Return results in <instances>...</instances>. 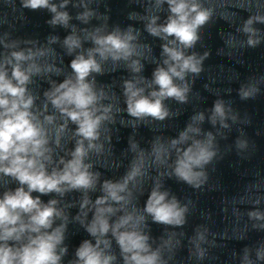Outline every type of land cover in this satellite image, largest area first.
Returning a JSON list of instances; mask_svg holds the SVG:
<instances>
[{"label":"clouds","instance_id":"1","mask_svg":"<svg viewBox=\"0 0 264 264\" xmlns=\"http://www.w3.org/2000/svg\"><path fill=\"white\" fill-rule=\"evenodd\" d=\"M165 2L170 12L167 22L157 26L158 17L154 16L147 25V31L152 36L161 37L163 34L164 39L174 38L162 45V55L166 58L163 66L153 71L151 83L157 88L145 95V88L137 86L140 81H124L127 114L137 119L152 117L164 120L169 116V110L163 103L165 99L186 103L189 86L175 81H185L189 73L198 76L203 71V60L209 55L208 52L203 56L195 53L186 55L185 49L196 45L200 39L198 30L211 19L212 9L203 7L197 0H157V5ZM21 6L32 10L48 8L55 13L50 22L53 25L67 26L70 19L67 12L58 11L57 6L50 4L49 0H21ZM90 15V12H85L78 18L86 22ZM254 22L264 23V16H250L245 21L242 31L248 34L247 45L252 48L261 42L259 30L252 27ZM90 39L94 47L88 49L86 54H77L70 62L74 76L65 78L58 85L52 82V88L44 92L47 101L44 111L50 104L60 117H66L76 125L74 134L79 137L70 153L71 158L60 157L55 166H52L55 162L51 144L60 146L67 122L57 125L55 115L34 111L35 96L27 87L34 76L44 71L36 61L47 50L13 51L10 57L6 56L4 62L0 63V173L14 178L19 184L14 190L5 191L0 198V264H60L62 256L67 252V247H60L65 239V223L53 227L57 219H67L63 210L56 207L58 201L51 199L44 203L39 196L34 197L33 192L63 196L69 191L83 190L85 196L80 205L81 210L91 203L86 193L94 190L99 173L91 172L92 165L85 163V160L90 151H102L103 145H98L96 141L100 137L101 125L111 119L112 106L102 102L106 99L104 90L97 89L95 79L89 80V77L93 73H103L100 61L111 59L114 62H127L133 56H139V52L138 45L133 43L136 36L132 29L124 32L117 29L106 35L93 33ZM64 46L71 54L82 44L73 34L65 38ZM127 67L133 73H139L143 66L139 59H131ZM258 92L259 88L250 84L247 88L241 87L239 95L242 100H247L255 98ZM230 112V105L226 109L223 100L215 101L211 123L216 125L219 121L221 127L227 128L224 121ZM193 119L202 122L204 115L200 113ZM232 119L235 120V116ZM200 131L190 124L178 139L171 140L169 147L154 143L151 149L153 163L157 164L166 163L171 158L170 149H174V176L197 189L207 180L203 171L205 165L211 163L217 155L211 132L206 134L205 139L193 138L190 144L185 145V141L190 139L189 133L199 134ZM246 146L247 141L237 140L238 148ZM136 148L137 145L133 144L132 149L135 151ZM146 164L144 151L141 150L122 181L105 180L102 183L103 195L97 197L89 209L93 212V218L86 228L89 235L96 238V242L93 244L84 240L77 248V259L72 264H112L116 257L106 254L111 246V241L106 239L109 232L119 246L124 264H167L162 259L161 247L153 250L149 244V235L141 227L146 223L145 215L125 210L127 197L131 195L128 192L129 183L144 175ZM160 189L159 184L153 187L145 203L144 213L151 216L153 223L182 226L187 206L181 207L175 196L169 200V192ZM126 192L127 196L122 195ZM118 212H122V215L111 221V217ZM249 216L264 219L259 211L250 212ZM198 235L202 240L203 235ZM163 243L168 246L170 241ZM200 255L203 256L202 251ZM257 256L264 259V253L258 252ZM244 259L246 264H251L247 250Z\"/></svg>","mask_w":264,"mask_h":264}]
</instances>
